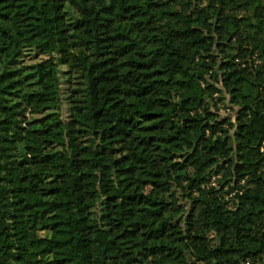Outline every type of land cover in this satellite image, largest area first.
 <instances>
[{
  "label": "trees",
  "instance_id": "obj_1",
  "mask_svg": "<svg viewBox=\"0 0 264 264\" xmlns=\"http://www.w3.org/2000/svg\"><path fill=\"white\" fill-rule=\"evenodd\" d=\"M248 261L264 0H0V264Z\"/></svg>",
  "mask_w": 264,
  "mask_h": 264
},
{
  "label": "rangeland",
  "instance_id": "obj_2",
  "mask_svg": "<svg viewBox=\"0 0 264 264\" xmlns=\"http://www.w3.org/2000/svg\"><path fill=\"white\" fill-rule=\"evenodd\" d=\"M8 45V44H7ZM7 51H6V54L7 55H15L17 53V50H15L11 45H8L7 46ZM215 98L217 97L218 98V94L215 93L214 94ZM217 107L219 109V113L226 116V114L230 115L232 114V111L226 107L225 103L223 102H218L217 103ZM66 111V110H65ZM227 130H230L228 129V127H226ZM231 131V130H230ZM220 178V176H215L212 178V184L213 185H216L217 184V180ZM220 195H225L224 194V191L222 193H220ZM234 194H230L228 196H225V200H229L233 197ZM234 205L230 202L228 205H227V208L228 209H231ZM193 236L194 238L196 239H201L204 244L207 246V248L209 247V244L211 242V239L215 236V232L212 228H209V227H204V226H196L193 230ZM245 264H251L250 261L246 262ZM258 264V263H256Z\"/></svg>",
  "mask_w": 264,
  "mask_h": 264
}]
</instances>
